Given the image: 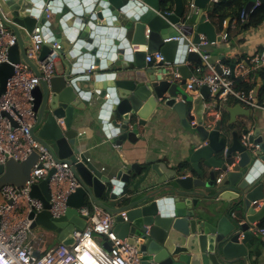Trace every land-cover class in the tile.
<instances>
[{
    "label": "water",
    "instance_id": "water-1",
    "mask_svg": "<svg viewBox=\"0 0 264 264\" xmlns=\"http://www.w3.org/2000/svg\"><path fill=\"white\" fill-rule=\"evenodd\" d=\"M209 1L194 0L196 10L188 17L184 0H0V16L16 37L0 63V95L21 61L40 76L26 53L34 27L40 25L49 39L38 54L41 61L57 42L50 21L66 31L65 20L74 17L64 33L69 49L62 72L40 79L31 92L30 134L55 162L70 164L80 186L67 196L64 214L52 217L48 183L54 169L31 185L29 196L44 207L29 212L31 229L55 232L58 243L71 247L73 232L87 223L78 209L98 207L113 216V232L135 245L142 264H248L249 241L257 236L251 228L264 220V133L253 124L251 109L238 103L227 108L228 122L222 114L208 115L205 103L219 90L194 87L195 98L185 91L200 54L218 71L223 60L216 51L226 31L217 33L207 18ZM256 1L247 0L243 20ZM179 35L181 40L171 39ZM190 44L200 54L187 51ZM57 51L61 56V47ZM154 52L163 60L147 64L146 55ZM259 86L251 93L255 100ZM172 113L190 144L187 161L176 166L146 157L141 135L151 117ZM0 115L16 125L7 112ZM90 117L122 153L113 175L79 152L78 129ZM38 158L34 149L25 160L0 164V188L25 187Z\"/></svg>",
    "mask_w": 264,
    "mask_h": 264
},
{
    "label": "built area",
    "instance_id": "built-area-1",
    "mask_svg": "<svg viewBox=\"0 0 264 264\" xmlns=\"http://www.w3.org/2000/svg\"><path fill=\"white\" fill-rule=\"evenodd\" d=\"M258 4L257 0L255 7ZM195 10L194 0H190L186 15L191 16ZM240 20L243 21L242 16ZM42 31L40 25L34 27L26 48L27 56L37 65L40 76L21 61L14 65V73L7 80L4 93L0 95V113L7 112L16 123L13 126L8 117L0 115V164L4 165L9 159L25 160L34 149L39 152V158L28 175L25 187L16 189L12 185H4L0 188V264H87L83 257L90 260V264H142L135 245L124 239H118L113 232V216L98 207L84 206L78 209L81 215L87 217V223L84 229L73 232L75 238L73 246L68 247L59 243L42 256L36 257L34 254L35 248L29 242L32 229L28 214L31 211L41 212L44 207L39 199L29 196L30 186L46 178L49 171L54 169L48 183L50 207L47 210L52 217L64 214L67 208V196L80 186L70 164L67 161L55 162L45 147L30 134L31 126L35 121L31 92L39 84L40 79L47 81L57 76L56 62L59 58L57 50L61 47L59 43L52 42L50 52L39 61L38 54L42 45L49 43L48 37L44 36ZM181 38L180 35L171 37L176 41ZM222 38L226 40V33ZM15 42L14 33L4 24L0 16V63L6 61L8 48ZM201 42H205L202 35ZM187 51L199 53L192 44L188 46ZM200 55V65L198 63L191 65L194 74L186 79L185 91L195 98L198 90L194 87L206 85L211 93L219 90L217 96H211V99L205 103L208 115L218 117L219 102L225 101L229 96L237 100L244 109L264 107L252 97V90L246 93L235 88L233 77L237 75L244 79L241 66L238 69L237 66L232 68L219 63L220 71H218L214 65L207 62L204 55ZM162 60L163 55L160 52L145 57L147 64ZM248 61L254 70L263 67L264 50L251 54ZM90 67L92 69L94 65ZM174 76L180 78L177 73ZM251 82L254 85L258 83L256 79ZM216 181L218 182L219 178ZM251 230L264 238V226L253 225ZM98 238H102L103 241ZM103 242L111 245L110 250L102 246Z\"/></svg>",
    "mask_w": 264,
    "mask_h": 264
},
{
    "label": "crops",
    "instance_id": "crops-1",
    "mask_svg": "<svg viewBox=\"0 0 264 264\" xmlns=\"http://www.w3.org/2000/svg\"><path fill=\"white\" fill-rule=\"evenodd\" d=\"M186 9L189 4V0H184ZM209 1L207 5L219 4V0ZM48 6V5H47ZM173 9V8H172ZM171 9V10H172ZM208 15V14H207ZM207 18L213 24L217 33L221 34L223 27L221 28L216 20ZM74 17H70L65 22L68 27L66 31H62L60 26L54 21H50V30L57 42H60L62 49L61 56L56 62L57 74H60L64 67L65 52L69 49V45L65 42L66 36L64 33L69 32L73 23ZM231 26L242 24L241 20L236 18L231 19ZM55 23V24H53ZM225 25V23H224ZM23 33V29L19 28ZM243 40L240 42L238 38L231 41L224 40L222 38L221 45H218L216 51L217 55H223V59L227 57H233L237 61L233 64L239 69V66L243 69V81L250 83L253 79L260 81L256 70L252 69L248 59L253 53H260L264 50V22L257 27H251L240 35ZM180 53H176V59L178 60ZM244 59H243V57ZM248 61L245 65L244 62ZM222 61V60H221ZM220 64H223L222 62ZM152 65V64H150ZM224 65V64H223ZM189 66V65H186ZM95 65L92 70L95 71ZM91 69V67H90ZM180 75V73H177ZM237 76V75H236ZM240 78V76H237ZM208 101V100H207ZM237 100L229 96L225 101H220L218 110L220 115L222 114L225 122L230 119L227 108L237 104ZM253 112L252 121L253 124L259 127L264 133V107L261 109H252ZM239 120V118H237ZM78 129L81 136L78 138L81 142L78 147L79 152L83 153L90 162H92L97 168H99L104 174L113 175L117 168L121 166L122 153L118 146L114 147L111 139L107 138L104 133L99 129L92 117L86 119L84 124H80ZM187 134L183 127L180 125L177 117L172 113L171 115L159 116L157 118L151 117L147 125L141 129V135L145 139V144L142 146L146 157H152L155 159L166 161L171 166H176L180 163L187 161L188 150L190 144L187 141ZM258 239V238H257ZM250 240L252 248L248 255V264H264V243ZM102 240V238H98ZM103 241V240H102ZM29 242L34 246V254L36 257L44 255L46 252L54 248L58 243L57 234L52 231H48L41 226L33 228L29 236ZM256 249L258 251V257L253 258L251 250ZM252 261V262H251Z\"/></svg>",
    "mask_w": 264,
    "mask_h": 264
},
{
    "label": "trees",
    "instance_id": "trees-1",
    "mask_svg": "<svg viewBox=\"0 0 264 264\" xmlns=\"http://www.w3.org/2000/svg\"><path fill=\"white\" fill-rule=\"evenodd\" d=\"M246 2L247 0H219V4L212 3L211 5L208 6L207 13L209 18L210 19L216 18L219 26L221 28L223 27V30L226 31L227 40L229 41L238 38V41L241 42L243 39L240 38V35L243 32H245L247 29L251 27H257L264 22V0H258L259 2L258 6H256L254 10L250 13L247 20L242 21V24L231 26V22H229L228 24L224 25L226 19L228 18H230V20L234 18L240 20ZM168 9L169 10L172 9L171 4L169 5ZM236 61L237 60L233 57H227L224 58L221 62L224 65L231 66ZM247 63L248 61L245 60L244 64L246 65ZM198 64L200 65V62ZM255 73H257V75L260 78V86H259V91L257 93L256 102L259 105L264 106V66L257 69ZM233 82L235 84L236 89L242 90L246 93L250 92L255 87L253 82L250 83L245 82L237 76L233 77ZM182 164L183 163H181V165ZM259 226H264V220L260 222ZM254 239H257L259 240V242L264 243V238L258 235L252 237L250 240L256 241ZM250 253L253 258H257L259 255L256 249L251 250Z\"/></svg>",
    "mask_w": 264,
    "mask_h": 264
},
{
    "label": "bare ground",
    "instance_id": "bare-ground-1",
    "mask_svg": "<svg viewBox=\"0 0 264 264\" xmlns=\"http://www.w3.org/2000/svg\"><path fill=\"white\" fill-rule=\"evenodd\" d=\"M79 122H81V120H80ZM83 260H84L85 262H87V264H90V263H91V261H90V260H88V259H87V258H85V257H83Z\"/></svg>",
    "mask_w": 264,
    "mask_h": 264
}]
</instances>
